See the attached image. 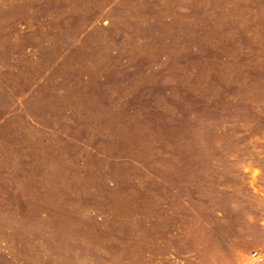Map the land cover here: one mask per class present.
<instances>
[{"label":"rangeland","instance_id":"374dc122","mask_svg":"<svg viewBox=\"0 0 264 264\" xmlns=\"http://www.w3.org/2000/svg\"><path fill=\"white\" fill-rule=\"evenodd\" d=\"M0 264H264V0H0Z\"/></svg>","mask_w":264,"mask_h":264},{"label":"built area","instance_id":"2783aa9c","mask_svg":"<svg viewBox=\"0 0 264 264\" xmlns=\"http://www.w3.org/2000/svg\"><path fill=\"white\" fill-rule=\"evenodd\" d=\"M252 256L256 259V261H263V257L258 252H253Z\"/></svg>","mask_w":264,"mask_h":264}]
</instances>
